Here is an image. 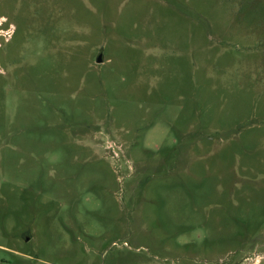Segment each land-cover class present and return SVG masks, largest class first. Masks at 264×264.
<instances>
[{
  "label": "rangeland",
  "instance_id": "obj_1",
  "mask_svg": "<svg viewBox=\"0 0 264 264\" xmlns=\"http://www.w3.org/2000/svg\"><path fill=\"white\" fill-rule=\"evenodd\" d=\"M0 24V264H264V0Z\"/></svg>",
  "mask_w": 264,
  "mask_h": 264
},
{
  "label": "water",
  "instance_id": "obj_2",
  "mask_svg": "<svg viewBox=\"0 0 264 264\" xmlns=\"http://www.w3.org/2000/svg\"><path fill=\"white\" fill-rule=\"evenodd\" d=\"M97 63H100V59L99 58L97 59Z\"/></svg>",
  "mask_w": 264,
  "mask_h": 264
},
{
  "label": "bare ground",
  "instance_id": "obj_3",
  "mask_svg": "<svg viewBox=\"0 0 264 264\" xmlns=\"http://www.w3.org/2000/svg\"><path fill=\"white\" fill-rule=\"evenodd\" d=\"M1 25V24H0Z\"/></svg>",
  "mask_w": 264,
  "mask_h": 264
}]
</instances>
